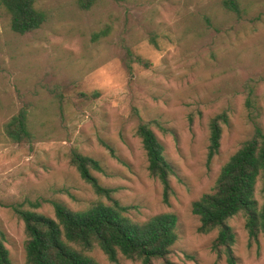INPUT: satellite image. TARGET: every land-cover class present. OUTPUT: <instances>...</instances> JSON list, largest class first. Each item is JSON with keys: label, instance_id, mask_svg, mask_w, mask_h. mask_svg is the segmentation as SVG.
<instances>
[{"label": "rangeland", "instance_id": "rangeland-1", "mask_svg": "<svg viewBox=\"0 0 264 264\" xmlns=\"http://www.w3.org/2000/svg\"><path fill=\"white\" fill-rule=\"evenodd\" d=\"M222 1L92 0L85 6L36 0L47 18L25 34L11 30L0 10V229L12 264H25L17 210L53 217L52 201L78 210L99 198L70 163L72 149L99 161L102 172L92 173L115 188L121 203L134 206L128 213L134 220L177 216L170 262L227 264L226 254L210 247L216 230H197L191 202L209 191L255 122L264 131V0H238L240 15ZM249 89L257 116L245 104ZM94 91V98L79 95ZM21 108L36 136L31 143L4 133ZM221 111L228 122L207 163L209 121ZM139 117L152 122L175 169L168 203L148 174L135 132ZM228 223L237 264H264V236L249 241L240 214ZM91 255L113 264L98 247ZM118 264L140 262L120 258Z\"/></svg>", "mask_w": 264, "mask_h": 264}, {"label": "trees", "instance_id": "trees-1", "mask_svg": "<svg viewBox=\"0 0 264 264\" xmlns=\"http://www.w3.org/2000/svg\"><path fill=\"white\" fill-rule=\"evenodd\" d=\"M91 1L80 0V3L88 6ZM35 3L36 0H0V10L9 17L11 30L25 34L38 29L46 21V12ZM222 4L240 15L238 0H223ZM128 56L142 62L138 56ZM79 95L94 98L98 91L80 92ZM252 95V89H249L245 104L253 116H257ZM227 122L226 111L217 113L209 121L207 163L219 151L222 125ZM135 132L145 152L148 174L160 183L163 201L168 203L173 193L170 180L175 169L166 159L151 121L139 117ZM4 133L15 143L35 140L25 108L4 123ZM69 161L99 198L78 210H72L60 201H52L53 217L34 209L17 210L24 225L25 264H100L91 255L95 247L113 264H118L120 258L139 261L140 264H154L155 260L173 264L167 256L178 237L174 213H158L136 221L128 215L134 206L121 203L113 194L115 188L101 185L92 173L102 172L98 160L72 149ZM191 212L198 218L199 232L216 230L210 247L218 253L223 251L227 264H237L231 248L235 232L228 223L230 218L242 215L249 241L264 236V131L259 124L254 123L250 136L221 165L209 191L191 202ZM5 242L6 234L0 229V264H12Z\"/></svg>", "mask_w": 264, "mask_h": 264}]
</instances>
